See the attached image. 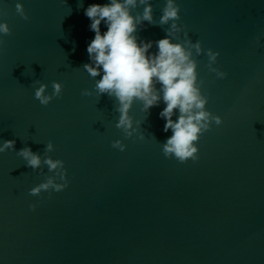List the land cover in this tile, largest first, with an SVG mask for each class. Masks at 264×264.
Wrapping results in <instances>:
<instances>
[{"label": "water", "instance_id": "water-1", "mask_svg": "<svg viewBox=\"0 0 264 264\" xmlns=\"http://www.w3.org/2000/svg\"><path fill=\"white\" fill-rule=\"evenodd\" d=\"M21 2L28 19L16 0H0L10 28L0 45V142L15 140L0 152V264H264V0H177L178 23L218 51L226 73L217 78L193 50L206 107L222 123L183 162L162 150L171 135L163 101L144 111L134 100L137 131L126 137L115 98L97 95L83 68L94 36L84 9L104 0ZM150 2L158 21L165 0ZM167 28L144 21L136 35L154 42ZM54 80L61 94L40 104L35 88L50 94ZM23 147L40 155L36 170L17 155ZM46 156L64 162L68 183L33 195L55 174Z\"/></svg>", "mask_w": 264, "mask_h": 264}, {"label": "clouds", "instance_id": "clouds-1", "mask_svg": "<svg viewBox=\"0 0 264 264\" xmlns=\"http://www.w3.org/2000/svg\"><path fill=\"white\" fill-rule=\"evenodd\" d=\"M15 8L22 18L28 19L21 0H16ZM136 8L141 10L133 13L132 10ZM84 15L90 20L89 29L94 36L87 43L89 62L83 68L95 79L97 95L106 93L115 98L119 113L116 127L122 129L126 137H131L137 131L129 114L133 101L142 102L144 111L163 101L165 106L159 116L164 120L163 131H171L162 144L164 155H172L181 162L187 158L196 159L198 146L195 142L212 122L220 125L222 117L206 107L208 97L201 90L202 81L198 82L197 60L193 57V50L197 56L205 52L209 71L214 72L217 78H223L226 73L215 67L218 51L212 48L204 50L200 40L193 41L188 36L184 26L178 23L180 4L177 0H165L158 21L153 18L150 0H104L103 3L89 4L84 9ZM144 21L168 25L166 35L154 42L138 39L136 29ZM102 23L106 26L104 31L101 30ZM9 32L7 21L0 20V45L3 44L2 36ZM178 34L184 39H178ZM153 43L155 52L150 51ZM47 87V84L39 83L34 91L35 98L42 105L59 96L63 85L59 81H52L50 94L46 92ZM82 94L91 95L92 90L84 89ZM139 123L136 121L137 125ZM14 144L15 140H3L0 142V152L14 148ZM112 146L121 151L126 147L120 139L114 140ZM53 147L49 141L46 151L51 152ZM17 155L33 170L41 164L40 155L30 147L21 148ZM43 163L50 172L55 170V174L32 187L29 191L33 195L42 190L60 191L68 183L61 159L46 156ZM30 207L34 208L35 205Z\"/></svg>", "mask_w": 264, "mask_h": 264}]
</instances>
